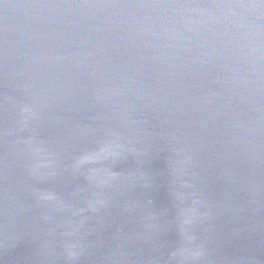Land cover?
Here are the masks:
<instances>
[{"label": "water", "instance_id": "95a60500", "mask_svg": "<svg viewBox=\"0 0 264 264\" xmlns=\"http://www.w3.org/2000/svg\"><path fill=\"white\" fill-rule=\"evenodd\" d=\"M0 264H264V0H0Z\"/></svg>", "mask_w": 264, "mask_h": 264}]
</instances>
